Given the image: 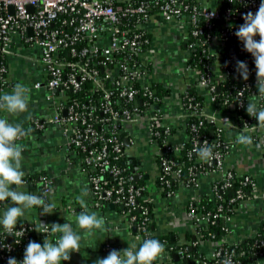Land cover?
Returning a JSON list of instances; mask_svg holds the SVG:
<instances>
[{
  "label": "built area",
  "instance_id": "built-area-1",
  "mask_svg": "<svg viewBox=\"0 0 264 264\" xmlns=\"http://www.w3.org/2000/svg\"><path fill=\"white\" fill-rule=\"evenodd\" d=\"M228 1L241 3V8L232 9L227 6L222 9L217 0H0V53L5 54L15 38L26 45L34 46L37 49V62L46 75L43 82L37 81L33 87L45 89L43 100L52 114L45 120H33L34 126H58L59 137L66 153L65 165L73 164L68 154L74 148L83 153L82 160L76 164L90 183L94 204L100 206L101 200H109L125 207L123 217L137 242L143 235L156 234L158 225L152 216L154 207L151 210L147 205L136 201L143 189L132 182V177L139 178L143 175L139 172V167H136L131 176L126 177L123 175L126 168L118 165L123 155V147H126L124 138L132 145L135 139L130 130L134 127L143 128L149 144L154 147L157 157L160 156V177H178L181 173L180 167L172 168V162L161 156L164 150L156 143L159 135L156 128L164 126L167 132L175 125L176 119L169 100L160 99L155 94L154 85L158 83V77L163 80V76L164 85L172 89L177 84L172 76L185 77L195 73L194 82L185 84L179 81L182 84L179 90L183 92L187 85L204 88L211 105L202 111L215 124V156L212 160L203 161L206 170L201 174L217 173L220 183L212 185L213 197L217 202L214 212L209 211L206 217H202L194 213L190 204L187 207L186 216L193 226L194 237H201L197 228L199 223H212L220 217L225 221V230H228L227 221L230 216L224 214L226 199L222 193L233 189L234 197L228 203L243 198L242 189H235L232 184L236 176L241 178L240 183L251 192L256 186L250 174L236 172L225 165L226 157L237 144L236 135L229 133L233 131H244L250 135L253 139L250 146L260 145L264 161V126L258 125L256 119L246 112L249 101L256 102L258 107H264V98L258 96L256 87L254 58L251 54H245L240 60L252 64L247 81L235 69L230 72L222 67L220 59L227 57V62L233 61L242 54L243 43L237 40L234 44H229L228 40L235 36L238 29L234 26L235 22L243 19V15L249 11L255 13L261 0ZM9 6L13 7L12 13L8 11ZM29 7L32 8L31 11L28 10ZM170 26H174L179 34L178 48L182 57L176 61H167L169 58L156 33V29ZM211 29L217 33L216 37L210 33ZM203 34L204 39H191ZM228 45L234 47V53L225 55L223 48ZM197 49L214 57L211 71L207 68L199 72L191 67L188 59L192 50ZM64 52L74 60L67 59ZM171 66L174 71L179 67L180 72L177 74L168 70ZM6 70L4 65L0 66V72ZM231 77L243 81L228 86L222 84ZM87 81L94 91L102 93L99 106L100 113L103 114L101 116L96 113L94 105L79 110L75 102L65 105L63 97L55 94L68 89L79 90ZM6 88L7 84H1L0 93ZM218 97L221 106L215 107ZM179 100L181 109L188 113L187 109L191 105L188 104L186 109V102L181 98ZM161 111L164 121L159 122ZM188 114L185 113L186 119ZM224 119L230 120L235 128ZM117 124L126 132L123 136L118 135V130H115ZM190 128L196 130L194 124ZM205 140L208 141L204 138L201 144ZM165 143L174 150L184 146L183 142L178 144L166 140ZM197 145L195 141L191 149L193 152ZM202 169V165L190 168L189 180L194 182L195 187L199 182L196 177ZM105 173L113 180L102 181L101 175ZM38 179L41 185L38 194L48 193L51 190L49 177L40 174ZM165 181L168 182L167 179ZM172 194L173 191H168L166 195ZM31 228L33 225L28 223L17 225L16 231L10 235L13 241H9L6 239L9 234L0 227V264H7L9 257H15L13 252L17 246L21 252L15 258L22 261ZM238 241L232 244H237ZM258 243L263 248L254 263L237 260L232 251L222 246L210 251L208 258L215 259L216 264H264V240H258ZM163 245L167 247V252L156 264H184L181 259L184 256L190 257L180 248L175 252V261H172L169 252L174 245L167 241ZM107 248L110 251L119 250L110 244H107ZM202 264L206 262L202 261Z\"/></svg>",
  "mask_w": 264,
  "mask_h": 264
},
{
  "label": "crops",
  "instance_id": "crops-1",
  "mask_svg": "<svg viewBox=\"0 0 264 264\" xmlns=\"http://www.w3.org/2000/svg\"><path fill=\"white\" fill-rule=\"evenodd\" d=\"M159 37V43L163 45L169 59L167 61H176L182 57L178 48L179 34L174 26L168 28L161 27L156 29ZM177 48V50H176ZM173 53V54H172ZM7 88L0 93H10L17 83L25 85L29 91V108L25 113L16 115L0 111V118H6L12 123L23 125L27 135L18 141L23 146L22 166L25 171V184L21 190L39 193L35 189L31 176L35 174H45L51 180V190L53 192L52 200L56 208L51 215H40L41 209L34 207L27 211L20 219L17 225L28 223L34 225L38 220L44 223L58 222L65 223L68 218L73 227L76 228L75 216L81 211L76 197L83 193L88 204L89 210L97 212L106 220L107 232L96 231L95 235L81 241L79 252H73L69 261H63L62 264H94L97 258L107 256L110 250L107 244L113 245L119 250L127 248L128 245L136 244L133 237V231L127 227L122 213L117 212L113 207L102 208L94 204L91 193L90 183L86 175L79 170L77 164L65 165V156L63 145L59 137V130L56 124H45L43 128H36L33 120H45L51 114V109L44 103L43 97L45 89L34 88L33 84L37 81L43 82L46 78L45 72L37 62V49L34 46L26 45L15 38L9 49L5 53ZM162 66V65H161ZM162 70L164 67H161ZM171 72L173 67H169ZM180 68L174 71L179 73ZM173 77L176 86L170 89L169 104L173 107L172 114L175 116V126L181 127L185 119V112L181 109L178 98L181 83L188 84L196 79L195 73L188 74L185 77L179 75ZM163 80L165 78L162 76ZM161 77H158V83H164ZM181 81V83L179 82ZM221 116V114H219ZM172 135L171 140L178 142L183 132L179 131ZM134 136V143L126 145L127 155L130 161L139 167V172L143 174L147 182L149 200L153 203L154 217L157 225L163 230L174 229L180 235L188 230H193V226L186 216L185 206L194 199L200 192L212 193V181L217 177V173L206 172L200 175L198 185L194 188L189 186H179L174 194L163 196L154 180L159 174L158 165L152 160L154 147L149 144L146 131L141 127H134L130 130ZM236 135L237 132H229ZM227 168L239 173L250 174L256 183L250 196L242 199L230 220L227 221L228 230L226 231L224 241L234 243L243 240L246 237L256 235L259 226L264 219V161L261 148L250 145L236 144L232 147L231 153L225 159ZM38 183V182H37ZM40 185V183H39ZM9 202H0V215ZM1 227V226H0ZM161 229V230H162ZM77 231H80L77 229ZM58 237L50 235L49 240L55 242ZM207 250H210L208 245Z\"/></svg>",
  "mask_w": 264,
  "mask_h": 264
},
{
  "label": "trees",
  "instance_id": "trees-1",
  "mask_svg": "<svg viewBox=\"0 0 264 264\" xmlns=\"http://www.w3.org/2000/svg\"><path fill=\"white\" fill-rule=\"evenodd\" d=\"M217 3H219L220 7L222 9L226 8L227 6L232 8V9H240L241 8V3L232 1L229 2L228 0H217ZM242 23H244V20L240 18L237 22H235L234 26L238 28ZM211 34L216 37L217 33L213 31L212 29L210 30ZM198 38L204 39V34L197 36V37H192V40H196ZM256 39H259V37H256ZM237 40H239L236 36L230 37L228 42L229 44H234ZM181 46L184 48V44L182 43ZM223 51L226 54L234 53V50L231 49V45L225 46L223 48ZM245 54H250L248 53L244 48L242 54L238 55L237 58L233 61H228L227 62V57H224L220 59V64L222 67H225L228 69L230 72L235 69L236 66V61L241 60L242 57ZM64 55L66 56L67 59L74 60L71 56H69L66 52H64ZM214 60V57L212 55L207 56L206 53H202L200 49L197 50H192L191 57H189L188 61L191 64V67L199 72L205 71L207 68L208 71H211V64ZM7 60L6 56L3 53H0V66L4 65L6 67ZM248 68L250 69L252 64L251 63H246ZM255 68V64L253 65ZM6 73L7 72H0V85L1 84H7V78H6ZM243 80L239 79H233L228 78L224 83L225 86L228 85H234V84H240L242 83ZM154 87L156 88L155 94L159 96L160 99H168L169 98V93L170 89H168L164 83H155ZM56 95H61L63 97L65 105L72 104L75 102L78 105L79 110H82L84 107L89 106V105H94L96 109V113L101 116L103 114L100 113L99 106H100V96H102L100 92H96L93 90L92 85L90 82H84L79 90L73 91V90H65V91H57L55 93ZM216 94V92H215ZM178 98H181L183 102H186V107L188 108L187 105H191V108H188L187 111H185L186 115L188 114V117L186 120H183V124H181V127L173 126L171 127L167 132L164 130V126H158L156 128L158 132V137L156 140L157 145L159 148H161L163 151V154L161 155L162 157H166L172 162V168H181V173L180 175L177 176H172V175H165L163 178L160 177L158 174L157 177L155 178L154 182L157 185V187L160 189V194L163 196H166L168 191H176V189L179 186H189L191 188L195 189L194 182L190 181L189 178V171L191 167L194 166H204V169L200 170L199 175H197L196 179L200 178L201 173H203L206 170L205 163L203 160H201L195 153L191 150L193 148L194 142L196 141L198 144H201V141L204 138H207L209 143H211L215 138L216 134L213 133V130L215 129V124L211 123L208 119V114L204 110V108H209L211 107L209 103V97L207 96V93L204 88H198L194 85H187L184 91L178 92ZM221 100L219 97L217 100H215V107L221 106ZM164 121L162 119V111L159 112V122ZM200 121L202 123H200ZM191 124H194L196 126V130L193 131L191 130L190 126ZM177 129H180L179 131L183 132V135L181 139L178 140V143L180 142L184 143L183 147H180L177 150L170 149L168 148V144L165 143L166 140H169L170 142H173L171 140L172 135H174L177 132ZM115 130H118V135L123 136L126 132L123 131L120 126H116ZM174 143V142H173ZM127 149L126 147H123V155L118 161V165L121 167L126 168L125 171L123 172V175L126 177L131 176L132 173L136 169L135 163L130 161L127 155ZM70 157L71 161L73 164H76L77 162H80L83 158V153L80 150H77L74 148L72 152L68 154ZM160 156L157 157L156 151L152 152V160L158 165L159 171L161 170L160 166ZM202 163V164H201ZM40 174H35L31 176L34 182V187L35 189L40 190L41 185H39V179L38 176ZM102 181H112L113 178L108 175V174H102ZM165 179L168 180V182L165 181ZM240 177L236 176V180L232 182L233 187L236 189L240 187L243 191V198L240 199H235L232 202L228 203V200L230 198L234 197V192H229L228 190L223 191L222 195L226 199L224 206V214L227 216H231L237 207L238 203L244 199L245 197H249L251 194V190L244 186L243 184L240 183ZM38 182V183H37ZM132 182L135 183L137 187L142 188L140 194L136 198V201L138 203H143L147 205L151 210L153 208V203L149 200V194L147 190V182L142 175L139 178L132 177ZM220 183L218 178L216 177L213 181L212 184L214 183ZM110 183V182H109ZM108 183V184H109ZM105 187L107 184H103ZM212 187V186H211ZM197 196L190 200L187 205L185 206V209L187 210L188 205L190 204L191 208L193 209L194 213L196 212L202 217H206V214L211 211L214 212L217 202L214 199V194L208 193V192H197ZM100 206L102 208H108L110 205L113 207L114 210H116L119 213H122L125 209V207H122L119 204H113L109 200H101L99 202ZM37 209H40L37 207ZM153 218L155 213H152ZM123 216V214H122ZM157 222V221H156ZM225 221L223 219L217 218L214 219V221L211 222H203L199 223L197 225V228H199V233L201 234V237H197L195 235L194 238V231L193 230H188L184 233V235H180L179 232H174L173 229L169 230H163L159 225L157 226L158 230L156 234L153 235H143V238L138 241L136 244L139 245L142 240L146 237H151L159 240L162 244L164 241L169 242L171 245H174L173 249L169 252V258L172 261H175V252L182 248L186 253L189 254L190 257H183L181 259V263L184 264H202V261H205L206 264H216L215 259L208 258V255L210 251L216 249L218 246H222L223 248L232 251L233 256L243 262V263H254L257 258L259 257L260 252L262 251V248L258 240H264V219L262 223L259 226V230L256 233V235L252 237H246L243 240H239L237 244H232L228 243L225 241H222L223 236L226 233L225 230ZM34 228V225H33ZM33 228L30 229L28 236H29V241L34 240L38 243L43 244V241L45 239V235L41 233H37L36 231L33 230ZM162 229V230H161ZM209 234H212L213 236L211 237ZM173 236V240H171V237ZM47 239L50 238V235L46 237ZM7 240L13 241V237L8 235ZM208 245L210 250H207L206 246ZM165 251L164 253L167 252V247L164 246ZM21 252V249L17 246L13 252V255L17 257ZM3 263V262H1ZM219 264V263H218Z\"/></svg>",
  "mask_w": 264,
  "mask_h": 264
},
{
  "label": "clouds",
  "instance_id": "clouds-1",
  "mask_svg": "<svg viewBox=\"0 0 264 264\" xmlns=\"http://www.w3.org/2000/svg\"><path fill=\"white\" fill-rule=\"evenodd\" d=\"M242 23L234 35L243 43L244 49L254 58L256 69V87L258 96L264 98V0H261L255 13L249 11L243 15ZM256 37H259L257 40ZM235 71L245 81L249 79V68L244 61L237 60ZM29 89L17 83L10 93L0 95V111L9 114H22L29 108ZM246 112L250 117L256 119L257 124L264 126V107H258L254 101H249ZM230 123V120L224 119ZM23 125L12 123L6 118H0V202H9L3 214L0 215V226L12 235L16 231L17 223L25 213L34 207L41 209L40 215H51L56 208L52 200L53 192L37 194L35 192L21 190L25 184V171L22 161L23 146L18 143L27 135ZM236 143L240 145H251L253 139L244 131L236 133ZM257 147H260L257 144ZM215 142L209 143L205 140L194 149L203 161L214 159ZM83 193L76 197L81 211L75 216L76 228L68 218L65 223H44L41 220L34 223L33 230L45 235L43 244L34 240L27 244L22 261L15 257H9L7 264H62L69 261L73 252H79L81 241L95 235L96 231L107 232L106 220L97 212L90 211ZM79 229L80 231H77ZM22 232V231H17ZM49 235L58 238L55 242L47 239ZM164 245L157 239L146 237L137 245H128L122 250L112 249L107 256L97 258L94 264H156L163 257Z\"/></svg>",
  "mask_w": 264,
  "mask_h": 264
},
{
  "label": "water",
  "instance_id": "water-1",
  "mask_svg": "<svg viewBox=\"0 0 264 264\" xmlns=\"http://www.w3.org/2000/svg\"><path fill=\"white\" fill-rule=\"evenodd\" d=\"M31 9H32L31 7L28 8L29 11H31ZM8 11H9L10 13H12V12H13V7H12V6H9V7H8ZM231 49L234 50V47H231ZM212 68H213V67H212ZM64 113H65V111H64ZM124 142H125V145H128V139H127V138H124ZM232 191H233V189L230 188V189H229V192H232ZM110 207H112V206L110 205ZM133 230H134V229H133ZM192 238H194V236H192ZM171 240H173V236L171 237ZM175 257H177V256H175Z\"/></svg>",
  "mask_w": 264,
  "mask_h": 264
}]
</instances>
